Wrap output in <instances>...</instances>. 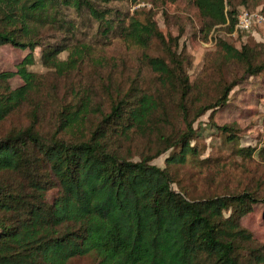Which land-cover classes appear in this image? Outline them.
I'll list each match as a JSON object with an SVG mask.
<instances>
[{
    "label": "trees",
    "instance_id": "1",
    "mask_svg": "<svg viewBox=\"0 0 264 264\" xmlns=\"http://www.w3.org/2000/svg\"><path fill=\"white\" fill-rule=\"evenodd\" d=\"M112 1L118 0H0V46L27 51L15 71L0 72V124L33 102L28 123L0 135V264H70L90 255L93 264H264V246L240 224L258 203L264 217V195L246 188L189 200L172 189L168 170L193 155L192 123L224 106L237 81L225 85L214 102L189 107L195 87L181 53L170 47L173 40H165L150 10L120 16L96 5ZM188 1L203 21L204 34L215 26L234 32L237 13L227 9L228 0ZM62 8L86 10L99 36L108 41L113 35L126 48L140 50L138 60L154 80L147 86L136 79L111 82L104 88L106 110L88 87L72 83V96L53 110L45 131L42 101L34 100L39 77L29 71L33 52L39 49L42 66L60 76L89 57L83 46L44 40L47 28L76 29L60 15ZM154 43L165 56L148 53ZM218 48L225 61L241 65V78L264 72V61L249 45L237 49L219 40ZM66 51L67 58L59 59ZM16 76L22 84L12 88L8 81ZM168 97L185 124L170 133L172 116L168 121L166 110L161 111ZM193 107L196 113L188 119ZM218 129L234 141L229 127ZM171 148L178 151L165 159V168L152 164ZM237 152L250 159L255 148ZM258 154L264 155V147Z\"/></svg>",
    "mask_w": 264,
    "mask_h": 264
},
{
    "label": "rangeland",
    "instance_id": "2",
    "mask_svg": "<svg viewBox=\"0 0 264 264\" xmlns=\"http://www.w3.org/2000/svg\"><path fill=\"white\" fill-rule=\"evenodd\" d=\"M227 9H235L237 16L242 11L258 12L264 17V0H228ZM145 3L142 7L140 4ZM100 7H108L116 14L132 15L138 9L151 11L158 28L165 40H173L172 51L181 53L184 70L193 91L189 96V107H196L203 103L214 102L225 85L237 81L229 92L224 106L216 107L204 112L192 123L195 132L190 145L194 147L193 155L188 156L183 165L168 167L173 184L172 189L183 193L189 200H201L217 195H227L249 188L264 195V155L258 153L264 147V72L254 76H244L240 64H233L223 59L219 51L218 41L233 45L237 49L247 44L257 54L258 60L264 61V22L255 25L248 33L228 32L226 26H215L204 34L203 21L197 10L188 0H176L174 3H161L156 0L112 1ZM148 6V7H147ZM60 15L71 21L76 29L67 32L65 28L56 26L42 32L44 40L49 43L87 48L89 57L84 56V63L69 74L57 75L54 70L47 69L40 63V50L33 52L34 64L29 71L39 77V93L34 100L42 101L40 120L44 130L49 127V120L53 118V110L60 102L70 99L72 83H80L83 88L88 87L94 99L103 110L109 104V93L105 87L111 82L122 83L129 79H136L142 86L151 85L153 76L141 65L138 57L140 50L128 49L117 39L109 36L108 41L97 33V23L86 10L81 12L73 9H61ZM62 29V30H61ZM151 56H165L166 51L154 43L148 50ZM27 55V51L10 45L0 46V72L15 71L17 65ZM68 51L61 53V60L67 58ZM96 60V61H95ZM102 61L99 66L95 63ZM10 87L17 88L22 84L16 76L8 81ZM114 86V85H113ZM76 88V87H75ZM174 100V99H173ZM33 102L26 104L21 110L10 116L0 124V135L10 129L28 123V117ZM194 107L188 119L194 117ZM59 110V109H58ZM166 110L168 133L177 129H184L185 124L179 118L177 109L168 97L161 111ZM230 128L229 135H234V141L229 142L226 133L219 127ZM255 148L250 159H243L238 155V149ZM178 149L171 148L152 161V164L165 168V159ZM137 157H134L136 160ZM241 226L252 236L256 244L264 246V217L263 206L258 203L253 206L251 213L243 217ZM94 256L75 258L70 264H93Z\"/></svg>",
    "mask_w": 264,
    "mask_h": 264
},
{
    "label": "built area",
    "instance_id": "3",
    "mask_svg": "<svg viewBox=\"0 0 264 264\" xmlns=\"http://www.w3.org/2000/svg\"><path fill=\"white\" fill-rule=\"evenodd\" d=\"M142 7L146 6L145 3L140 4ZM264 22V17L258 12L242 11L237 16V23L235 26L236 31L248 33L255 25Z\"/></svg>",
    "mask_w": 264,
    "mask_h": 264
}]
</instances>
